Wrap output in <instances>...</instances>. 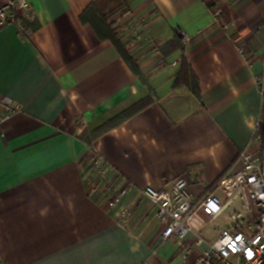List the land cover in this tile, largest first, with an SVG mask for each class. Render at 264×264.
<instances>
[{
  "label": "crops",
  "instance_id": "0c3cea01",
  "mask_svg": "<svg viewBox=\"0 0 264 264\" xmlns=\"http://www.w3.org/2000/svg\"><path fill=\"white\" fill-rule=\"evenodd\" d=\"M28 1L27 35L16 23L0 27V98L23 108L0 123V264H192L205 247L186 256L187 244L163 240L137 189L184 178L201 197L243 151H261L264 0ZM92 6L111 13L151 95L117 46L82 20ZM176 37L183 50L164 55ZM182 58L200 98L195 83L175 86ZM147 98L91 142L119 185L136 188L123 201L133 210L124 225L101 192L87 190L82 135ZM221 218L205 237L217 238Z\"/></svg>",
  "mask_w": 264,
  "mask_h": 264
},
{
  "label": "built area",
  "instance_id": "2783aa9c",
  "mask_svg": "<svg viewBox=\"0 0 264 264\" xmlns=\"http://www.w3.org/2000/svg\"><path fill=\"white\" fill-rule=\"evenodd\" d=\"M31 12L28 0H12L0 8V27L16 23L22 34L27 35L29 31L22 19ZM181 36L184 41L188 39L184 32ZM22 110L12 99L1 97L0 123ZM255 137L261 143L259 122ZM84 179L88 192H101L105 206L118 212L122 224H129L133 210L124 207L123 201L136 188L131 184L119 185L120 175L95 146L90 147ZM137 191L154 210L163 240L176 241L184 247L187 244L186 256L205 247L197 252L192 264H264V155L261 151H243L233 167L201 197L189 190L184 178ZM219 217L225 218L226 225L215 240H210L203 233Z\"/></svg>",
  "mask_w": 264,
  "mask_h": 264
},
{
  "label": "trees",
  "instance_id": "16d2710c",
  "mask_svg": "<svg viewBox=\"0 0 264 264\" xmlns=\"http://www.w3.org/2000/svg\"><path fill=\"white\" fill-rule=\"evenodd\" d=\"M110 14L111 13H109V14L108 13H105V14L100 13V11L98 9H96L95 6H92L89 10H87L82 15V20L85 23L91 24L101 39H103V40L110 39L117 46V48L120 50L122 55L125 57L129 66L133 70L134 74H136V76H138L142 80V82L148 87V89L150 91V95H151V93H153V92H152L150 84H149V76L146 73H143L139 69L136 62L128 55L126 48L124 47V45H122V41H121L122 38L113 31L112 24L108 23V20L110 18ZM25 20L26 19H24L23 21L27 26V21H25ZM180 40L181 39L176 37L173 41H171L168 44H166L165 46H163L161 48V51L164 53V55L167 56V55L172 54L173 52H175L177 50H183V46L180 43ZM187 76H188V78H187ZM191 82L195 83V87L192 88L193 93L198 98H200V93L198 90V85H197V81L194 77V74L192 73L186 59L182 58L181 71L177 77V80L175 82V86L181 85L183 83L189 85V84H192ZM150 102H151V100L149 98L141 101L140 103L134 105L128 111L123 113L118 118L112 120L109 124L105 125L104 127L97 130L96 132L91 133V135L89 134V132L85 131L82 135V139L86 143H88L89 146H91L92 140L95 139L97 136L107 132L114 125H117L118 123L122 122L123 120H125L129 116H132V115L140 112L141 110L146 108L150 104ZM259 135L261 137V153H262V155H264V106H263V110H262V116H261V119L259 122Z\"/></svg>",
  "mask_w": 264,
  "mask_h": 264
},
{
  "label": "rangeland",
  "instance_id": "374dc122",
  "mask_svg": "<svg viewBox=\"0 0 264 264\" xmlns=\"http://www.w3.org/2000/svg\"><path fill=\"white\" fill-rule=\"evenodd\" d=\"M223 225H224L223 218L220 217L215 220L214 224L210 227V229L212 230L213 228H221L223 227Z\"/></svg>",
  "mask_w": 264,
  "mask_h": 264
}]
</instances>
